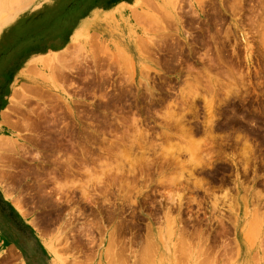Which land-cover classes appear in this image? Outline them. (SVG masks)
<instances>
[{
	"label": "rangeland",
	"instance_id": "374dc122",
	"mask_svg": "<svg viewBox=\"0 0 264 264\" xmlns=\"http://www.w3.org/2000/svg\"><path fill=\"white\" fill-rule=\"evenodd\" d=\"M263 33L264 0H0V264H264ZM99 77L158 126L99 127ZM80 96L86 137L51 143Z\"/></svg>",
	"mask_w": 264,
	"mask_h": 264
},
{
	"label": "flooded vegetation",
	"instance_id": "af4514ba",
	"mask_svg": "<svg viewBox=\"0 0 264 264\" xmlns=\"http://www.w3.org/2000/svg\"><path fill=\"white\" fill-rule=\"evenodd\" d=\"M80 79V83L78 82H73L72 84H74V87H76L75 91H79L81 93L86 94V89H87V85L84 84L85 79L84 77H77ZM103 77H99V88H106L108 91L111 90V93L109 94V98H111V101L109 100L110 104L112 105V107H108V108H104L102 105V102H99V110L97 113L99 115V127L103 126L106 122L111 123L112 124V128L114 129L115 127L118 128L119 125H121V119L120 117H132L131 114L129 115H120V112L118 111L121 105H125V106H135L137 105V107L139 108L140 112L142 113L140 118L143 122V127L146 128H155V126H158V123L156 122L155 118L157 117V112L156 110H154L151 105H150V100L149 99H142L143 101L139 100L138 102L132 101L130 100L129 97H126V101L122 102L121 105L119 104V98L121 96L125 95H130V92L128 93H121L118 88L116 87H108L107 85L103 84ZM127 90L131 91V88H127ZM170 91V92H175L173 90H170L169 88H166V91ZM166 93V92H165ZM82 95V94H81ZM101 93H99V98H100ZM74 99H78L80 102L79 103H75L80 105L81 107H79L78 109L72 108V111L69 109V107L67 106V108H62L60 110H58L56 113H52V115L54 116V119L51 121V123L54 125V127L51 129L54 132V135L52 136H47L48 138H53V140L51 141V143H57L64 145V147H71V145L73 143H75V138L76 136H79L81 138L86 137V134L84 133L87 130V109L82 107L85 106V104L83 103V100H86L84 97H74ZM103 100H107L105 98H103ZM58 104V103H56ZM130 110L133 109H126V112H129ZM134 112H136V110H133ZM40 112V111H39ZM39 112L34 113L33 115L36 117V120L39 121L41 124V126H43L42 122H44L46 119L44 117H42V115H39ZM74 112V114L72 113ZM105 115H107V117H105ZM51 116V114H50ZM157 131V130H154ZM62 132V133H59ZM152 132V131H151ZM158 132V131H157ZM43 136V134H40V136ZM230 144H232V142H229ZM79 160H75V162L79 163V165L84 164V161L86 160L85 157V149L83 150L82 147L79 148ZM84 158V159H83ZM240 170L239 172H233V169L230 170V172L225 173L226 176V180L233 182V180H236L238 176L240 178V181H244L245 178V171H244V167L242 164H240L239 166ZM74 170H77L76 168ZM235 175V177H233L232 175ZM234 183V182H233ZM158 194V192H157ZM150 204L146 203V205H144V209L145 208H149ZM186 207V206H184ZM187 212V211H186ZM126 217L125 219V223L126 224H135L137 225V228H135L133 230V236H139L143 233V231H141L142 229H145L147 226V223L149 222L151 216L149 213L145 212V213H141V215H135L133 213L132 210H129L126 213ZM139 217L138 220H136V217ZM125 217V216H124ZM135 217V218H133ZM148 219V220H147Z\"/></svg>",
	"mask_w": 264,
	"mask_h": 264
},
{
	"label": "bare ground",
	"instance_id": "6f19581e",
	"mask_svg": "<svg viewBox=\"0 0 264 264\" xmlns=\"http://www.w3.org/2000/svg\"><path fill=\"white\" fill-rule=\"evenodd\" d=\"M203 1V0H202ZM206 1V0H205ZM201 2V1H200ZM202 4V3H201ZM233 4V3H232ZM200 5V4H199ZM204 6V5H203ZM202 6V7H203ZM7 7V6H6ZM201 7V8H202ZM233 7H235V6H233ZM239 8V7H238ZM233 9V8H232ZM234 12V11H233ZM133 15H134V11H133ZM138 16V15H137ZM135 17V16H134ZM171 18V17H170ZM153 19V18H152ZM264 34V33H263ZM262 37H263V35H262ZM216 40V39H215ZM201 56V55H200ZM218 56H220V54L218 55ZM179 58V57H178ZM220 58V57H219ZM210 80V79H209ZM209 82H211V80L209 81ZM197 83V82H196ZM218 83H220V81L218 82ZM198 84V83H197ZM206 84V83H205ZM190 85V84H189ZM194 85V84H193ZM216 85V84H215ZM231 86V85H230ZM237 86V85H236ZM209 87V86H208ZM216 87V86H215ZM232 87V86H231ZM213 90V89H212ZM236 90V89H235ZM183 91H185V90H183ZM237 92V91H236ZM231 94V93H230ZM227 95H229V94H227ZM185 96V95H184ZM230 96V95H229ZM232 96V95H231ZM190 98V97H189ZM226 99V98H225ZM224 99V100H225ZM182 100V99H181ZM212 100V99H211ZM172 110V109H171ZM180 115H182V114H180ZM176 118V117H175ZM184 119V118H183ZM172 120V119H171ZM176 122V121H175ZM178 122V121H177ZM182 124V123H181ZM180 123H179V125H181ZM168 126H169V124H168ZM215 126V125H214ZM178 127V126H177ZM192 130V129H191ZM187 131V130H186ZM184 133V132H183ZM186 133V132H185ZM186 134H188V132L186 133ZM194 141V140H193ZM200 142V141H199ZM193 143V142H192ZM191 143V144H192ZM198 144V143H197ZM247 144V143H246ZM245 144V145H246ZM199 147V146H198ZM246 151H243L244 153L243 154H245L244 156H246V158H247V153H248V156L250 155L249 153H252V147H251V145L249 146V144H247L246 146ZM195 148H197V147H195ZM188 149V148H187ZM189 150V149H188ZM201 150V149H200ZM199 151V150H198ZM190 154V153H189ZM193 154V153H192ZM196 155V154H195ZM179 157V156H178ZM197 159V158H196ZM177 160H178V158H177ZM198 160V159H197ZM176 162V161H175ZM174 163V162H173ZM128 183V182H127ZM126 184V183H125ZM197 184V183H196ZM110 187V186H109ZM200 187V186H199ZM128 188H129V186H128ZM201 188V187H200ZM174 221V220H173ZM169 222H170V220H169ZM173 227V226H172ZM146 255V254H145ZM121 261V260H120ZM120 263V262H119Z\"/></svg>",
	"mask_w": 264,
	"mask_h": 264
},
{
	"label": "crops",
	"instance_id": "0c3cea01",
	"mask_svg": "<svg viewBox=\"0 0 264 264\" xmlns=\"http://www.w3.org/2000/svg\"><path fill=\"white\" fill-rule=\"evenodd\" d=\"M121 4H123V3H121ZM25 221V220H24ZM26 222V221H25ZM35 234H37V233H35ZM38 237V236H37ZM39 238V237H38ZM39 240L41 241V239L39 238ZM9 242H10V238H9V236L6 234V233H3V232H1L0 231V244L2 245V246H4V248H7L8 246H10L12 243L10 242V244H9ZM42 243V242H41Z\"/></svg>",
	"mask_w": 264,
	"mask_h": 264
}]
</instances>
